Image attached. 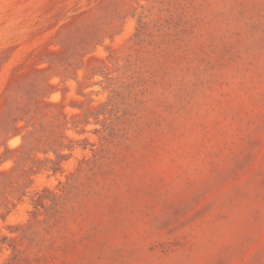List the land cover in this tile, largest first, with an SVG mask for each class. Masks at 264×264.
Returning <instances> with one entry per match:
<instances>
[{"label": "rangeland", "instance_id": "1", "mask_svg": "<svg viewBox=\"0 0 264 264\" xmlns=\"http://www.w3.org/2000/svg\"><path fill=\"white\" fill-rule=\"evenodd\" d=\"M0 264H264V0H0Z\"/></svg>", "mask_w": 264, "mask_h": 264}]
</instances>
